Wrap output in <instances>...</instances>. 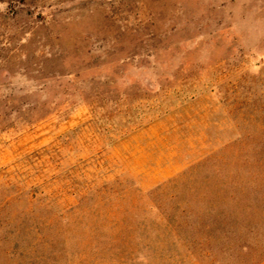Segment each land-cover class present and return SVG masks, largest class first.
Returning <instances> with one entry per match:
<instances>
[{
	"label": "rangeland",
	"instance_id": "1",
	"mask_svg": "<svg viewBox=\"0 0 264 264\" xmlns=\"http://www.w3.org/2000/svg\"><path fill=\"white\" fill-rule=\"evenodd\" d=\"M0 264H264V0H0Z\"/></svg>",
	"mask_w": 264,
	"mask_h": 264
}]
</instances>
